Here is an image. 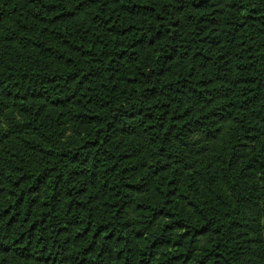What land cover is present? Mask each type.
<instances>
[{"label":"trees","instance_id":"16d2710c","mask_svg":"<svg viewBox=\"0 0 264 264\" xmlns=\"http://www.w3.org/2000/svg\"><path fill=\"white\" fill-rule=\"evenodd\" d=\"M0 264H264V0H0Z\"/></svg>","mask_w":264,"mask_h":264}]
</instances>
